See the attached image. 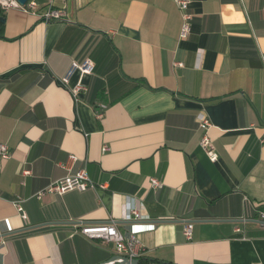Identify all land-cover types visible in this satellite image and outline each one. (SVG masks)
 Here are the masks:
<instances>
[{
	"label": "crops",
	"instance_id": "obj_1",
	"mask_svg": "<svg viewBox=\"0 0 264 264\" xmlns=\"http://www.w3.org/2000/svg\"><path fill=\"white\" fill-rule=\"evenodd\" d=\"M30 2L0 7V264H112L113 243L79 233L102 224L159 261L264 264V226L234 222L264 213V0H193L185 40L173 0ZM86 60L95 72L64 86ZM70 155L96 187L38 197ZM131 199L140 216L126 220Z\"/></svg>",
	"mask_w": 264,
	"mask_h": 264
},
{
	"label": "built area",
	"instance_id": "obj_2",
	"mask_svg": "<svg viewBox=\"0 0 264 264\" xmlns=\"http://www.w3.org/2000/svg\"><path fill=\"white\" fill-rule=\"evenodd\" d=\"M179 11L182 14V25L180 31V38L182 40L188 39L191 34L193 16L190 13V6L193 0H173ZM0 7L4 10L15 8L22 10L26 13L35 12L36 4L30 1L26 5H20L16 0H0ZM262 12L264 13V2L262 5ZM42 18L47 21H59L64 18V13L56 9H49L44 14ZM181 66V64H176ZM95 70V65L92 61L86 60L82 63H73L68 70L67 74L61 79V83L65 86L68 84L71 76L76 71H80L83 74H93ZM84 88L80 85H76L72 88L71 93L76 98L79 96L80 92ZM103 114H98L99 118ZM199 126L203 130V136L201 139V147L205 150L207 155L212 161L217 160V154L213 146L212 140L209 136V130L212 127L211 121L207 117L199 118ZM108 148L104 147L103 151H107ZM11 157L9 147L0 142V158L3 160H8ZM78 161V158L74 155H70L67 162L64 164L65 169L68 170V175L61 180L49 185L44 191L38 194L41 197L44 194H56L63 195L69 191H86L88 189H94L96 187L95 183L90 179L88 173L85 169H80L75 171L74 167ZM153 188H162V184L156 179L152 180ZM17 210L21 215V218L27 222L28 216L25 213L21 203H16ZM138 204L136 200L131 199L130 203L126 207L125 219L132 220L138 218ZM261 220L264 221V213H261ZM193 224H188L184 229V235L188 240L192 239ZM80 234L89 239H102L107 242H111L115 245L118 256L126 257L129 259H140L145 254V248L141 241L137 237H125L120 233L114 225L102 224V225H92L81 227ZM113 264V263H112Z\"/></svg>",
	"mask_w": 264,
	"mask_h": 264
},
{
	"label": "water",
	"instance_id": "obj_3",
	"mask_svg": "<svg viewBox=\"0 0 264 264\" xmlns=\"http://www.w3.org/2000/svg\"><path fill=\"white\" fill-rule=\"evenodd\" d=\"M20 5H26L30 0H16ZM0 21H3L2 17H0ZM213 222V221H211ZM224 222V221H221ZM227 222V221H225ZM234 222H239V223H243V222H252L258 225H262L264 226V221L263 220H235ZM34 227L31 228H27L25 229V231L33 229ZM113 264H140V260L139 259H129L126 257H120V256H116L112 259Z\"/></svg>",
	"mask_w": 264,
	"mask_h": 264
},
{
	"label": "trees",
	"instance_id": "obj_4",
	"mask_svg": "<svg viewBox=\"0 0 264 264\" xmlns=\"http://www.w3.org/2000/svg\"><path fill=\"white\" fill-rule=\"evenodd\" d=\"M0 17H3V12L1 9H0ZM95 70H96V66H95ZM260 210L261 212H264V207H261ZM139 260H140V264H172L169 262L159 261V260L148 258V257H141Z\"/></svg>",
	"mask_w": 264,
	"mask_h": 264
}]
</instances>
